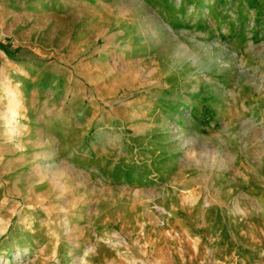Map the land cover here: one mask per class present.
Wrapping results in <instances>:
<instances>
[{
    "label": "rangeland",
    "instance_id": "1",
    "mask_svg": "<svg viewBox=\"0 0 264 264\" xmlns=\"http://www.w3.org/2000/svg\"><path fill=\"white\" fill-rule=\"evenodd\" d=\"M100 1L46 0V59L69 87L57 131L13 116L12 43L0 60V264H264V0H214L218 21L205 4L203 32L194 1L114 0L98 45ZM122 32L143 51L123 55ZM80 45L105 75H73Z\"/></svg>",
    "mask_w": 264,
    "mask_h": 264
},
{
    "label": "crops",
    "instance_id": "2",
    "mask_svg": "<svg viewBox=\"0 0 264 264\" xmlns=\"http://www.w3.org/2000/svg\"><path fill=\"white\" fill-rule=\"evenodd\" d=\"M40 1V0H39ZM152 0H149V2ZM194 1L193 7L196 9L198 14L200 13V18H194L192 20V25L195 26L200 31L207 27L210 23L211 17L208 16V12L205 13L204 5L210 3V10L213 8L216 12V17L213 16L217 21L222 19V15H218L217 11V1L211 0H180V6L185 2ZM107 2V3H106ZM114 0H101L99 6H89L87 10L89 12V18H92L89 24H94L92 31V37L90 38L91 44H100V40L105 34L110 32L108 26L103 24L104 20L102 13H105V9L113 3ZM159 11L162 12V5L164 1L153 0ZM151 3V2H150ZM199 4H202L201 7ZM153 6V4H151ZM208 6V5H207ZM203 7V8H202ZM212 10L210 11V13ZM225 12V11H224ZM198 16V15H197ZM205 16V17H204ZM202 17V18H201ZM197 23L202 25L198 27ZM203 32V31H201ZM124 35V32H122ZM110 34V35H109ZM108 38L112 35L109 33ZM125 39L126 33L124 35ZM8 37H13L11 42H7ZM0 40H6L5 42H0L2 45L5 43V47H0V60H4L5 63H11L12 58L8 55L10 50L8 43H12L11 49H14L19 54L14 65L15 69L13 70L10 77H16L18 82L17 84L11 85L12 94L15 93L16 99L19 102V114L21 117H24L28 120V123L31 124L27 126V131H46V129H52V131H57V122H60V114L65 113L66 109V99L65 95L68 94L69 87L65 82L59 80L60 76L65 74V68L59 65L57 62H49L46 58L56 57L58 53L57 50H47L48 55H46V0H41L37 4L32 5H19L14 3H8L7 1L0 2ZM116 40L109 39L106 42V46L99 48L100 53H104L106 50H111ZM124 42L126 46L122 49L124 54L131 55L135 52H141L142 49L132 47V43L129 39H126ZM140 44V43H138ZM131 45V46H130ZM123 46V44H122ZM83 46L80 45L77 50V57L74 62V74L78 77H100L105 75V72L102 70L100 62H96L90 66H87L82 62V50ZM108 55V54H104ZM173 52H168L166 59H171ZM11 58V59H10ZM184 59V58H182ZM91 59L90 61H92ZM81 61V62H80ZM79 62V63H78ZM54 63V64H51ZM6 66V65H5ZM63 72V73H62ZM108 72V71H107ZM113 73V72H110ZM109 74V72H108ZM48 78L47 83L38 85V82ZM29 80L34 83V85L29 88ZM42 87L44 93H41L40 88ZM36 89H33V88ZM44 97L42 101L41 98ZM41 99L42 102H37L36 100ZM174 101V100H171ZM171 101H168L169 104ZM79 104L81 102L77 100ZM172 103V102H171ZM50 114H54L55 118L52 117V122L49 121L51 118ZM46 125L43 128H36L35 130L32 125ZM55 128V129H54ZM79 141V140H78ZM48 148H44L43 151L38 150V155H48Z\"/></svg>",
    "mask_w": 264,
    "mask_h": 264
},
{
    "label": "bare ground",
    "instance_id": "3",
    "mask_svg": "<svg viewBox=\"0 0 264 264\" xmlns=\"http://www.w3.org/2000/svg\"><path fill=\"white\" fill-rule=\"evenodd\" d=\"M182 1V0H181ZM202 5V4H201ZM201 7V6H200ZM203 8V7H202ZM212 10L213 11H215V9H213L212 8ZM232 15L234 16V17H238V15H236L235 14V12L234 13H232ZM239 18V17H238ZM225 20H226V22L228 23V25L226 26V28H225V34H230L229 32H233V30H232V23H233V20H232V18H230V17H228V16H226L225 15ZM237 25V24H236ZM234 26V28H238L239 26ZM257 32H258V30L256 29V28H254L253 27V34H256L257 35ZM242 36V35H241ZM238 52V51H237ZM204 55H206V54H204ZM232 55H234V54H232ZM212 56L214 57V54L212 53ZM215 59H216V57H214ZM195 60V59H194ZM194 63V62H193ZM215 64H214V66L216 65V69L213 67L212 69H214L213 71H211V73L213 74V75H215L217 72H222L223 71V69H224V67H226V65H224V67L223 68H221L222 66H220L219 65V63H220V61H216L215 60V62H214ZM203 67V66H202ZM209 67V66H208ZM222 69V70H220V68ZM211 69V70H212ZM213 83V79L212 78H210L209 79V83ZM233 81H232V79H229V75H227V74H223V76L221 75V81H220V84H221V86L222 87H228V86H232L233 85ZM226 94H227V96H230L229 94V92H226ZM15 98H16V95H15V93L13 94V101H15ZM16 104H19V102H18V100L16 99ZM245 104V103H244ZM247 107V106H246ZM222 108H224V110H226L227 111V107H226V104H222ZM13 116L14 117H17V116H19V112H17L16 110H13ZM195 122L197 121L196 119L194 120ZM198 122V121H197ZM199 124V123H198ZM55 129V128H54ZM11 132H13V134H15V128L14 129H11ZM226 137V136H225ZM228 137V136H227ZM230 138V137H229ZM236 141V140H235ZM79 146H81V145H79ZM133 148H134V146H132ZM18 187H20V185L18 184L17 185V188Z\"/></svg>",
    "mask_w": 264,
    "mask_h": 264
}]
</instances>
